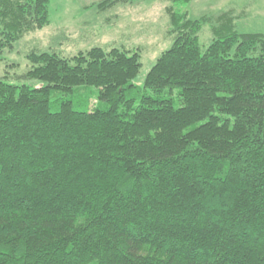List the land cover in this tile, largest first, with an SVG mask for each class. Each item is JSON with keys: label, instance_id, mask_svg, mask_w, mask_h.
I'll return each mask as SVG.
<instances>
[{"label": "trees", "instance_id": "obj_1", "mask_svg": "<svg viewBox=\"0 0 264 264\" xmlns=\"http://www.w3.org/2000/svg\"><path fill=\"white\" fill-rule=\"evenodd\" d=\"M50 1L0 0V49ZM191 2L168 0L142 87L140 49L31 51L21 78L43 86L0 78V264H264V35ZM89 88L105 108L64 99Z\"/></svg>", "mask_w": 264, "mask_h": 264}, {"label": "rangeland", "instance_id": "obj_2", "mask_svg": "<svg viewBox=\"0 0 264 264\" xmlns=\"http://www.w3.org/2000/svg\"><path fill=\"white\" fill-rule=\"evenodd\" d=\"M100 1L51 0L48 25L18 40L12 49H0V78L14 85L43 86L41 81L21 78L31 67L26 57L31 51L55 52L69 58L93 47L140 49L143 67L134 83L142 87L147 72L173 42L168 36L165 12L168 0L117 4L104 11L98 8ZM186 9L192 19L231 12L235 18L234 29L239 34L264 35V0H192ZM212 40L210 27H204L200 32L202 51ZM77 93L75 98L64 99L74 101L80 110L105 108L104 103L98 104L97 89H79Z\"/></svg>", "mask_w": 264, "mask_h": 264}]
</instances>
